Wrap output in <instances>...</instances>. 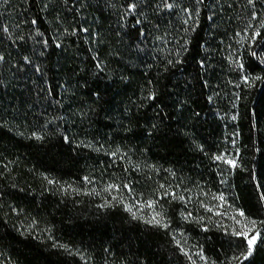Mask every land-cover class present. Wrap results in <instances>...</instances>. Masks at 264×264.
I'll use <instances>...</instances> for the list:
<instances>
[{"label":"trees","instance_id":"trees-1","mask_svg":"<svg viewBox=\"0 0 264 264\" xmlns=\"http://www.w3.org/2000/svg\"><path fill=\"white\" fill-rule=\"evenodd\" d=\"M0 264H264V0H0Z\"/></svg>","mask_w":264,"mask_h":264},{"label":"rangeland","instance_id":"rangeland-1","mask_svg":"<svg viewBox=\"0 0 264 264\" xmlns=\"http://www.w3.org/2000/svg\"><path fill=\"white\" fill-rule=\"evenodd\" d=\"M130 208H132L134 212H142L144 211L146 206L140 201L135 200L134 202H132V204H130ZM226 209H228L227 205L224 202H222V200L220 199H219V203L216 202L211 207V211L216 212V214L236 220V223L238 224V226H241L243 228L242 231L248 238V241L252 240L253 237H255L252 244L249 245L250 247L249 253H252L254 250V246L257 242V235H254V225L250 222L248 223L242 222V220L237 219L236 216L229 214Z\"/></svg>","mask_w":264,"mask_h":264},{"label":"snow or ice","instance_id":"snow-or-ice-1","mask_svg":"<svg viewBox=\"0 0 264 264\" xmlns=\"http://www.w3.org/2000/svg\"><path fill=\"white\" fill-rule=\"evenodd\" d=\"M218 159H219V157H218ZM229 163H232L231 161H229ZM241 215H243V213H241ZM255 239V237H253V239L252 240H249L248 241V243H249V245H251L252 244V242H253V240Z\"/></svg>","mask_w":264,"mask_h":264}]
</instances>
